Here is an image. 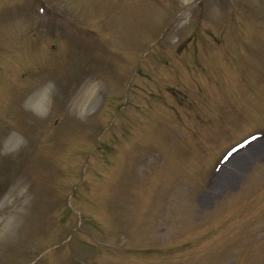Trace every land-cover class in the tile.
<instances>
[{
    "label": "rangeland",
    "instance_id": "obj_1",
    "mask_svg": "<svg viewBox=\"0 0 264 264\" xmlns=\"http://www.w3.org/2000/svg\"><path fill=\"white\" fill-rule=\"evenodd\" d=\"M38 1H46L52 3L53 6H61L65 9L67 6L72 12L78 11V14L81 15V18L78 17V19L83 20V24L92 25L94 28L101 27L99 26V24H101L109 29L107 30V35H102L98 31L92 35L85 26L82 28L72 26L62 34H53L42 31L38 26L40 22ZM177 1L181 3L180 5H182V7H185V5L201 2L203 0ZM178 2L177 4H179ZM67 3L69 6L66 5L65 0H0V60L6 62H0V74L1 76L11 77V84H9L10 79H8L7 82L0 76V163H2L3 160V162L7 164L6 168L8 171L7 174H2L0 171V264H26L30 261V258L39 255V252H45L48 248L61 244L70 228V226L63 227L62 229L64 232L55 229L42 234L41 231L39 232L38 226L35 224V218L31 216L32 209L30 206L31 203H29L31 202L30 199H38V201L42 200L38 197V193L34 196L27 191L29 188L28 181L31 177L38 181V191L41 192L42 198L45 199L44 195H49V192L47 191L48 186L44 185V183L47 178L49 182L53 175L48 173L53 172L47 171L49 165L46 167L44 165V159H46L47 156L44 157L43 154L49 155L51 151L52 153L55 151V149H51L53 147L51 140L46 137V133H44L43 139H37L36 142H32L26 137L19 136L12 132H10L12 135L9 138H6L7 135H10V133H6V131L13 129V121L15 123L29 120L32 122L25 130L28 134L35 135L38 138V123H42L45 127V124L47 123L45 120L51 115L56 101L58 104H56L55 107H59L64 112H66L67 109L72 112L74 109L75 112L72 113L81 119L87 118L96 103H98L96 114L102 112L104 101H101L103 100L102 97L98 98V94L102 93V89L114 90L118 84L127 83V74L130 73V69H126L127 63L129 61H134L136 63L139 61V58L144 54L143 49H146L148 42L154 35L156 30L154 26H162L172 13L171 9L161 6L162 3H164V0H67ZM238 5L240 12L242 13L243 9H249V11H253L256 16L264 15V0H237V6ZM197 10L193 15H186L180 18L177 27L173 30L174 33L169 38L171 42V50H169V52L175 51V55L177 52H182L181 55L184 53L183 44L185 45L187 42L189 43L190 40L194 38V29L196 27V22H194V20ZM228 11L224 14L222 10L214 11L211 14L210 23L203 25V27H207L210 30L213 29L214 36L224 37L230 43V39H232V31L229 30L225 32L223 28L225 25L224 17L229 14ZM244 15L246 19H250L248 13H244ZM78 19L75 17V20L80 22ZM247 24L252 23L242 21V29L247 33L245 36L246 42L258 44L261 42L264 48V38L263 40L260 38L264 26L263 29H255L257 26L251 25L252 29H250ZM70 34L78 35L82 39L79 41H73ZM114 44L116 45V51L118 54L105 55L104 58L100 59L99 54ZM195 48L198 52H209L212 50V45L208 43L204 46L203 42L199 40L196 43ZM246 53H248V51H246ZM27 54L32 55L37 60L36 64H34L32 59L28 58ZM164 57L158 56L157 58L162 61L165 60ZM98 59L100 60L101 65L95 67L98 65ZM261 59L262 61H249L248 66L244 69L245 65H242V61L239 58H237V61L231 60V55L228 54L226 56V61L231 60V62L228 65H223L225 72L220 68L218 62L214 61V64H217L220 69V74L217 75L212 69L214 73L213 78H215L214 81L205 79L207 75H203L201 76V82H190L189 75H182V73L173 75V77L171 75H158V77L165 82H169L167 84H177L182 81L183 84H201L204 85L206 89L218 84H220V86H225L224 83H226L229 88L232 89L234 96L240 101L248 102L250 99V92L254 91L257 95V100L254 101L253 108H257L264 105V87L257 83L254 87L248 83L244 84V76H251L254 81H257L258 73L252 70H255L258 67L264 68V64L261 65V63L264 62V53L261 55ZM148 61L150 60L148 59L145 61L142 67L144 78H141L138 82L143 89L146 88V84L149 83L148 79L152 77L150 74L152 69H150ZM151 61L154 62V58H152ZM81 62L84 64L81 66L83 70L95 71L92 73L86 72L85 74H81L77 69L71 70ZM33 64L34 66L31 67L30 70L27 69ZM11 67L21 69L23 72L28 71L25 74L21 71L16 73L13 71L14 68ZM191 67L195 71H203L202 69H206L202 65L196 63H191ZM157 68L160 70L159 67ZM67 75L77 76L74 77L75 80L72 78L67 82ZM95 76L97 78H95ZM23 78L25 80L24 85L21 83ZM58 78H61L60 82L57 81ZM197 78L199 79V75H197ZM183 79L187 83L184 82ZM48 80L54 82V84H52L54 85L53 94L50 92V87H48V85L47 87H41L39 83L38 86V82ZM99 83L102 84L104 88H100L98 85L95 86ZM33 87H36L35 96L38 97V104L37 98L34 95H31L29 97L32 98L28 100L27 106L29 107V110H33L37 114V118L25 108L26 96L31 92ZM80 88L82 92L79 94V103L82 104V107L86 103L85 99L90 97L89 104L85 109L87 116H82L83 114L73 107V104L75 103L73 99L77 98V96H73V94ZM166 89L167 88H157L156 90L163 93ZM62 91H68V94L63 96ZM84 91H86V93L89 92L90 95L83 99L82 94ZM215 95L222 94L215 93L213 96ZM47 99H50L51 101H46ZM225 101H228V95L226 99L214 101V103L211 101L209 105H207V100H200V102L193 107L192 118L195 121L196 119L198 121H201V119H207L210 121V133L204 136L205 138L224 131L221 127L224 125L225 118L228 116H225V109L227 107H220L215 103ZM139 103L142 106V112L147 111L145 114L146 122L143 132L134 134V140L130 141L129 150L130 152H134L140 147V143L137 139L139 135L143 134V141L145 142L146 138L145 143L147 145L151 147L156 146L164 151L165 162L164 165L161 166V170H164L166 173L164 182L168 188L173 187L175 190H179L180 184H183L182 182L188 180V177L191 176L188 173L189 170L187 168L191 169L195 164L192 159L194 153L190 151V137L189 135H186L184 130H179L174 134L172 131L174 128L182 129L181 123H176L168 115L167 109L158 104L161 102L140 101ZM213 104V108L208 109V107ZM233 108L235 110L237 109V106H233ZM113 112H115L114 106H112L110 111L104 115L103 119L94 121L92 126H90V130L96 132L99 127L103 126L105 119H107L110 114H113ZM229 112L232 115L233 112L230 109ZM245 112L249 111L245 110ZM119 116L120 112H118L113 120H117ZM135 119V115H132V120ZM67 120V116H63L58 121L59 129L57 130L56 127L57 131L55 133L56 136L59 134V139L61 140L60 146L65 148L58 161V163H60V168L66 166L68 162H70L69 157L65 156V154L78 149L76 146H79V148L82 147L81 139L77 136L83 134L84 129L80 126L72 128V122L67 123ZM4 124L6 126H3ZM18 124L20 123H15L13 126L17 129L20 127ZM111 126V122L105 125L103 133L110 132ZM257 127H264V116L246 120L239 130H235L228 137L219 141L216 148H222L231 138L237 137L240 132L249 131ZM71 139L75 141V143ZM82 139L84 141L86 140L85 137ZM165 143L169 146L168 148L165 146ZM186 146L189 147L186 148ZM257 146L254 148H257ZM114 148L118 152L121 148V144L115 145ZM254 148L250 149L248 152L245 151L241 153L237 159L239 162L232 163L227 168V175H223L224 172L222 171L224 170H222L218 175L214 176L210 187L199 195L198 204L200 206V212H203L204 215L208 216L202 219L201 222L194 221L193 226L197 228L196 235H188L184 240L176 238L180 239V245L176 244L175 239H170V244L167 245V247H165V245L162 247L164 251L161 253L155 251L152 252L154 256L150 258L151 260L139 258L130 261L128 264H195L201 259L203 253L204 255L211 253L212 247L209 244L212 242V239H216L206 233L213 232L215 229L222 227L227 221L235 223V218L237 217L248 216L252 218L254 215L258 214V212L254 211L255 209H253L252 202L256 199L251 196H253V192L258 189L257 191L264 197V177L257 178L259 172L264 169V163L259 167H254L258 165L257 163L264 161V141L261 147L255 150L259 152L258 155L251 154L254 152ZM146 149L149 148L146 147ZM28 153L30 156L28 158L29 163L25 167L26 172L22 174L18 173L17 170L21 168L23 163L22 156L27 155ZM74 158L76 159V156ZM118 165L121 167L120 164ZM123 166L124 170L119 171V168L116 173L119 177L123 176V174H127V170H125L126 163H124ZM45 172L47 174H44ZM248 172L253 173L246 176ZM152 174H154V172H152ZM149 175H151V172H149ZM245 176L246 181L249 184L252 183V185L256 179H258V182L253 185L254 187L252 188L251 186L248 190V195L239 197L236 196V194H230L232 190L238 188ZM23 179L25 182L20 185L19 183ZM109 180L111 181V179ZM132 181L135 184L138 183L135 175L133 176ZM55 182L58 184H67L72 181L68 179L66 181L65 178L60 177L56 179ZM142 182L143 179L140 181V184ZM70 184L73 185V189L76 187L73 182ZM193 185V183L190 184V186ZM44 186L47 188H44ZM111 187L112 185L106 186L108 192H111ZM103 189L104 188H100L97 193L90 197V203L93 201L95 203H92V206L94 208L97 207L101 212L103 211L98 206L103 205L100 200V194H102ZM147 190H149L150 193L148 194L149 200L146 218L151 222L153 209L157 201L156 192L158 190V184L150 183V185H147ZM241 191L242 190H239V193ZM127 193L128 192L125 191V195H127ZM230 195L234 197L229 198ZM133 197H135L134 193ZM109 199L110 202L108 203H111L114 206L117 217L121 218L127 210L135 212L136 199L129 197V200L132 202L127 204V202H125V197L122 194V190H118V192L114 193ZM225 199V204L219 203L221 200ZM217 201V212L214 213V215L212 213L208 214V210L213 206V202ZM40 205V210L47 214L45 218L57 223L55 216L59 215V213H54L52 208L50 209L51 213H48L46 211H49L47 205L45 203H40ZM176 206L180 207L178 203H176ZM83 211L84 208L81 209L82 213ZM107 214L109 213H106V215ZM143 217L145 218L143 212L140 210L138 218L143 220ZM171 217L173 219L185 218L181 211L171 212ZM257 217L258 216H256V218ZM111 220L112 223L110 224L113 228L118 227L121 230H128V228L134 227L132 222L124 226L122 224H113L112 217ZM255 226H257V224L252 225L251 228ZM30 227L34 230V236L32 238L31 236L33 235V232L29 231ZM139 228L140 231H142V228L146 227L139 222ZM24 229H28L29 238ZM132 232L137 234L136 230ZM132 232L129 236L130 238L127 236H125V238L133 250H138L142 246L149 245L150 242L148 241L151 240L146 234V230H143L141 234L136 236L132 234ZM262 235H264V231ZM200 237L204 239V243L196 244ZM75 244L77 246L76 251L78 257L84 256L85 253H88V255L91 254L90 251L84 249L83 245L78 242H75ZM193 245L197 248L189 250ZM214 245L215 243H213V246ZM170 247H175L177 252L169 249ZM26 248H30V251H35V253H29L30 256L25 255L21 250ZM36 250L38 251V254ZM67 251L68 250L63 248L62 245V249H57L50 256L46 257L45 259L47 260L43 264H49V262L52 264H75L74 261H72L73 257H71ZM232 251L234 252L230 253ZM171 253L173 254V257H171L172 260H169V255ZM213 254L212 264H261L264 260V249L252 245L250 241L242 246L238 244H232L230 247L220 245L217 251L215 247ZM110 258H113L116 261H121V263L122 261L128 262L127 259L118 257L117 254L109 255L108 253H104V255L102 254L98 258H94V261L95 264H112ZM217 259L218 261H215ZM211 261L212 260H209L208 257L205 264H210ZM200 264H202V262Z\"/></svg>",
    "mask_w": 264,
    "mask_h": 264
}]
</instances>
